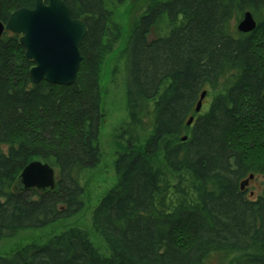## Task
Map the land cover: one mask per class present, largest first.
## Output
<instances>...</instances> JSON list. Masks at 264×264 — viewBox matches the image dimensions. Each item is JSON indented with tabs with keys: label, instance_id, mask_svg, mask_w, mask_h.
Segmentation results:
<instances>
[{
	"label": "trees",
	"instance_id": "16d2710c",
	"mask_svg": "<svg viewBox=\"0 0 264 264\" xmlns=\"http://www.w3.org/2000/svg\"><path fill=\"white\" fill-rule=\"evenodd\" d=\"M63 1L87 27L73 85L32 82L19 36L0 37V242L76 215L81 178L99 162L111 13L107 0ZM35 2L0 0V22ZM246 12L257 26L238 33L232 19ZM157 23L165 28L150 42ZM129 36L120 52L127 120L115 131L125 147L115 152V187L90 217L108 256L73 227L0 264H208L216 254L264 264V187L248 192L264 177V0H165ZM203 92L209 103L196 114ZM158 152L166 172L153 165ZM37 160L55 171L54 190L15 195Z\"/></svg>",
	"mask_w": 264,
	"mask_h": 264
},
{
	"label": "rangeland",
	"instance_id": "374dc122",
	"mask_svg": "<svg viewBox=\"0 0 264 264\" xmlns=\"http://www.w3.org/2000/svg\"><path fill=\"white\" fill-rule=\"evenodd\" d=\"M43 1L46 2V0ZM164 1L127 0L118 6L111 4L108 0L105 1L107 9L111 13V18L108 23V34L114 39V42L110 47L111 51L109 54L102 59L103 61L99 69L101 92L100 114H102L98 134L99 162L95 167L86 171L81 178L83 188L82 209L70 219L57 221L47 227L40 228V230L20 232L14 238L1 241L0 256L8 257L21 246L29 244L30 242L40 244V242L48 240L51 236L73 227L86 231L91 245L98 250L101 256H108L107 246L104 245L101 237L94 232L92 224L90 223V217L91 212L104 195L115 187L117 182L113 169L115 152L125 147L123 143L118 142L117 136H115L116 129L127 120L126 91L123 73L124 64L120 52L130 37V31L137 24L140 17L144 16L147 11H151L152 8L158 7V4ZM243 15L239 16V18L235 16L232 19V28H237ZM164 28L165 24L160 23L153 26L147 35L148 40L151 42L157 38L158 35L163 33ZM202 102L201 106L203 110L207 108L209 99L207 98ZM153 165L166 172L159 152L153 158ZM263 187L264 177L259 176L254 180H249L248 192H251L254 197H257ZM236 258V256L224 258L216 254L208 259V264H235Z\"/></svg>",
	"mask_w": 264,
	"mask_h": 264
},
{
	"label": "water",
	"instance_id": "95a60500",
	"mask_svg": "<svg viewBox=\"0 0 264 264\" xmlns=\"http://www.w3.org/2000/svg\"><path fill=\"white\" fill-rule=\"evenodd\" d=\"M256 26L251 13L246 12L236 30L249 34ZM5 32L19 36L26 59L33 63L28 73L32 82L46 81L66 87L74 84L82 61L78 48L85 39L87 27L81 20L71 17L63 0H36L30 9L12 12L5 24L0 22V37ZM204 97L205 92L194 109L196 114L200 112ZM187 122L188 127L193 122L192 117ZM20 173L17 191L49 192L55 188V171L43 161L29 163ZM246 183L240 184L242 189Z\"/></svg>",
	"mask_w": 264,
	"mask_h": 264
},
{
	"label": "bare ground",
	"instance_id": "6f19581e",
	"mask_svg": "<svg viewBox=\"0 0 264 264\" xmlns=\"http://www.w3.org/2000/svg\"><path fill=\"white\" fill-rule=\"evenodd\" d=\"M236 31H237V30H236ZM240 33H241V32H240ZM242 34H244V33H242ZM32 68H33V66L30 68V70H31ZM30 70H29V71H30ZM18 193H20V191H17V190H16V191L14 192L15 195L18 194Z\"/></svg>",
	"mask_w": 264,
	"mask_h": 264
}]
</instances>
